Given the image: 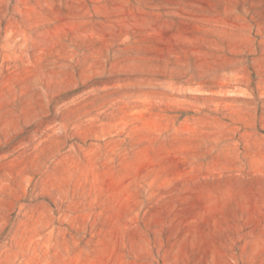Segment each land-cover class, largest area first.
<instances>
[{
    "label": "rangeland",
    "instance_id": "rangeland-1",
    "mask_svg": "<svg viewBox=\"0 0 264 264\" xmlns=\"http://www.w3.org/2000/svg\"><path fill=\"white\" fill-rule=\"evenodd\" d=\"M0 264H264V0H0Z\"/></svg>",
    "mask_w": 264,
    "mask_h": 264
}]
</instances>
